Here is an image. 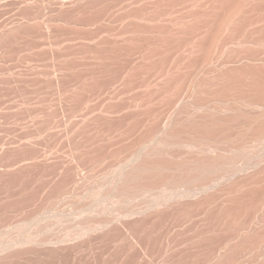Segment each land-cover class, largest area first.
Listing matches in <instances>:
<instances>
[{
    "label": "bare ground",
    "instance_id": "bare-ground-1",
    "mask_svg": "<svg viewBox=\"0 0 264 264\" xmlns=\"http://www.w3.org/2000/svg\"><path fill=\"white\" fill-rule=\"evenodd\" d=\"M14 1H15L14 3L16 4V0H14ZM59 1H61V0H59ZM65 1L66 0H64L63 2L65 3ZM68 1H70V0H68ZM71 1L72 2L70 4L73 7L78 6V5L80 6L81 4H83V6H84V4L85 3L88 4V2H92V4L93 3L95 4V2H94L95 0H71ZM101 1H102L101 5H103V3L106 0L104 2H103V0H101ZM108 1H111V0H108ZM116 1L115 0L113 1L114 5H112V2H111V5L114 6V7H111L112 9L118 8L119 5H122V4H120V2L115 3ZM119 1H121V0H119ZM138 1H142V0H136L137 4L139 3ZM164 1L165 0L160 2L158 0L157 5H159L163 9H166V8H168V5H171L169 3L166 4V2L167 1L172 2L173 0H166V2H165L166 8H165V4H163ZM174 1L179 2V0H174ZM186 1H188V0H186ZM202 1L204 2L205 0H202ZM208 1L209 0H206L207 4H208ZM213 1L214 0H212L211 2H213ZM250 1L252 3L253 0H215L213 3H211L209 1L211 3V5H209L210 3L207 5V4H205L206 3L205 2L204 4L207 6H204L203 3H202V5H200L201 2L197 1L198 3L200 2V4H199L200 9L196 8L197 10H192L190 8V6L191 7L194 6L195 3H192V0H190V4L192 3L193 5L188 6L189 5L188 4L187 8H184L183 10L181 9V11H183V12L174 11L175 7L171 5L172 8L174 7L173 10L171 9V7H169V9H167V11H163V12L160 9L162 12L161 14L159 13L160 10L155 5L156 3L155 4L153 3L157 7L155 9V11L154 10L153 11L155 13H158V14L157 15L153 14L155 16L153 17V15H151V17H149V18H148V16H146L145 13H142L143 10L140 11L141 13L139 11L136 13L135 10L133 9V11L135 13L133 11H130V12H127L126 16H125L126 11L125 12L120 11L121 8H118L119 10H117V11H113V12L108 11L107 13L105 11V13L103 12L99 16V20L100 21L103 20V22H106L104 20H108V17L117 21V22L115 21V23L113 22L114 23L113 25L110 24V25H112V27L109 28V30H107V28L105 29L104 27H101V25L103 23H100L99 20H98V22L100 23V26H98V24L95 25L97 22L95 23L93 21L94 22L93 24L95 26L99 27L96 30L97 32L96 31L94 32L96 34V35L95 34L94 35L97 37H94V35L91 36L92 34L89 35L90 30L89 31L87 30L89 33L88 32H86V33H88V37L91 36L90 37L91 40L88 39V37L85 39L83 38V40L81 38L82 41L80 40L81 43L79 42L81 47H79V45H78V47L81 48L79 60L76 61L77 59H75L73 57L75 60V63H77L74 65L76 67L78 66V68H77L78 70L86 69V67L94 66V65H96L95 66V68H96L97 65L102 66L107 61H111V62L113 61L114 64L116 62V67H117V64H119L120 62L118 63L119 60L116 61L117 58L115 59V57L112 56L110 52H115L114 54H116V52H118V51L120 52L122 48H124V49L127 48V50L128 49L130 50L133 48L132 51L134 50V52H133L134 55L136 53H138V52H135L137 49H139L142 53L139 51L141 54L138 53L137 54L138 57L136 55L135 56L136 59H135L134 56H132L133 54L130 50L131 56L133 57V59L131 61L128 60L130 62L127 61L128 65L125 64V61H124V64H122V67L124 65V68H125V66L127 65L126 66L127 71L125 73L124 72L125 70L124 71L122 70L123 71L122 75H124V73H125L124 76L119 77L120 76L119 75L118 78H115L114 80L111 79L112 81L109 84L110 85L109 92L103 91L105 86L104 87L102 86L103 89L100 91H97L94 95L93 94L89 95V92H88L87 94L89 95V98H87L85 101L83 100L85 98H83V96L81 94H79L82 96V98H80V101L78 100L79 102L76 101V102H78V104L75 102V104L78 105V106L76 105L77 108H76V106L74 108L70 107L73 110L70 109L68 111L69 115H70L69 117H71V120H72V118L73 119L75 118L74 121L79 120L77 118L79 116L77 115V117H76V114L78 112L81 113L80 114L81 116H83V117L85 116L87 118V121H88V118H90L89 117L90 114H92V113H93L91 115L92 119H94L93 115L95 113V114H97L98 117H100V120L101 119L103 120V118L104 119H110V117L113 115H115V117L118 114H119L118 116H121L122 113L124 112V114H126V113L128 114V115H126V118L128 117V119H126V120L128 122L130 121L131 122L130 124H132L128 129H127V127L125 128L126 124L124 125L123 128H125L127 131L124 133V135L120 134L121 138H118L117 139L118 141H115L116 144H114V145L112 144L113 147L116 146V149L114 148V152L110 151L111 154H112V152L115 154L114 155L115 157L117 155L120 156V157L117 156L118 160L120 159L119 163L115 160L117 165H116V163L114 165L113 160L110 161V164H113L116 168L114 171L115 174H114L113 181H111V187L108 191L106 190L110 196V198H109L110 200L108 202H111L112 203L111 206H113L112 213L109 211V209H107L106 206L105 207L103 206L102 210L98 208L99 211H97L98 214L100 212V214H99L100 216L99 215L98 216L100 217L101 220L95 219L96 221H94L91 218L93 220V222H92L90 217H88V219H90L91 222L87 221V223H86V221H85L86 219L81 218V219H85L84 220L86 223L85 224L83 221H80L78 219L77 223L80 221V223H78V224H81V222H82V224L84 223L86 227L83 224V226L85 228L83 230L81 229L82 231L80 230V233L77 231L79 234L75 231L76 234H71L73 237H74V235L78 234L77 235L79 237L78 240L80 241L81 237H83V236L86 237L90 233L95 232V234L98 233L99 238L96 239V238H93L94 236H91V235L90 236H91V238L94 239V242H96V241H98V239L104 238L105 235H106V237L110 236L111 232H112L113 235H111L112 237L110 236L112 238L111 242L113 243V240L114 241L118 240L117 242L118 243L120 242V246L123 245L124 247L123 246L122 247L127 252H130V253L132 252L133 254L139 256V260L141 259V260L145 261V262L143 261V263L140 261L141 264H173L171 261L174 258H175L174 260H176V258L179 257L176 255L177 253L180 252V251L177 252L178 247H180V245H182V248H183V246H185V245L179 244V243L177 244L176 243L177 241L171 240L169 238L170 236L168 234H166V236L162 237L160 240L152 237L151 233L149 236V232L151 231V229L149 232H148V230H149V228H153L152 224L155 226L156 223H159V222H165L166 224L170 223V225H169L170 229H169L168 233L173 234V232H175L176 229L183 228L187 222H189V221L190 222H193V221L198 222V220H199V223H197V225L199 224L198 225L199 227H196V230H197V228L200 229L201 227H204L203 226L204 224L205 225L209 224V226H211V227L205 226L206 227V228L204 227L205 230H203V228H201L202 233L200 230H198L200 232L196 231V233L197 232H198V234L201 233L200 235L201 236L204 235L205 237L206 236L208 237L207 234H209L210 239H211L212 237H214V235H217V236L221 235V236H224L226 238V235H222V234H224V233L228 234V232H226V231H228L227 229L231 228V227L229 228L228 226H232L234 223H236L238 221L237 224H239L241 226H242V224H244V225L248 224L247 226L243 225L244 232H242V230L240 232V233H243L242 236H245L244 238L246 241H248L250 239L251 240L254 239L253 236L256 234L258 235V232L259 233L262 232L261 234H263L262 230H264V0H255L254 2L257 4H255L253 2L254 5L249 4ZM26 2H28V1H26ZM37 2H39V1L37 0ZM147 2L149 3V1H147ZM159 2H160V4L162 3L163 5L158 4ZM3 3H1V4H3ZM11 3L13 4L12 1H11ZM45 3H43L44 7H45V5L47 6L49 4L48 2H47L48 4H45ZM98 3H99V1H98ZM17 4L19 5V2ZM34 4H35V2H34ZM41 4H42V1H41ZM65 4H64L65 6L63 5L64 7H67L69 5L67 3H65ZM115 4H117L118 6L116 7ZM178 4L180 5V2ZM88 5H91V4H88ZM99 5H100V3H99ZM106 5L104 6L105 8H106ZM182 5H183V3H182ZM49 6H50V4H49ZM96 6H98V5H95V7ZM108 6H109V4H108ZM201 6H203V7L201 8ZM39 7H37V8L39 9ZM44 7L42 6V8L44 10L42 8H40V9H42V11H46L45 9L47 8L48 12L47 11L46 12L49 13L50 8H48V6L45 8ZM119 7H121V6H119ZM130 7H133V6H130ZM197 7H198V5H197ZM21 8H23V7H21ZM74 8H76V7H74ZM84 8H86V7H84ZM33 9H35V8L33 7ZM81 9H83V7ZM124 9H125V5H124ZM146 9H147V7H146ZM21 10L23 11V9H21ZM78 10H80V9H78ZM121 10H123V9H121ZM140 10H141V8H140ZM150 10H151V8H150ZM184 10H189V11H184ZM76 11H77V8H76ZM85 11H87V9ZM46 12H45V14L43 12L44 15L42 13L41 14L45 17V15L47 14ZM51 12L52 11L50 10V13ZM95 12H96V9H95ZM98 12H96V13H98ZM123 12H124V14H120ZM150 13L148 12L147 14H150ZM49 14H47V16ZM97 15H99V14H97ZM119 15L120 16L123 15V16H121V18L125 16L127 21H129L128 19L133 18L132 19L133 22H131L132 26L135 23L138 25L139 22L142 23V21L146 24L145 25L139 24L138 26L135 24L136 26L131 28L132 26L130 25V23L126 22V20H124L128 24V26L129 25L131 26V27L126 28L127 26H125V25H127V24L124 22L125 25L124 24H123L124 26L122 25L123 18L121 19L122 21H120ZM41 16L39 17L40 19H41ZM44 17H43V19H44ZM48 17L45 18L46 19V25H47V23L49 24V22H50V21H47ZM96 18H94V20ZM50 19H51V17H50ZM137 19H139L141 21H139ZM42 20H41V22H42ZM53 20H55V19H53ZM132 20H130V21H132ZM95 21H97V20H95ZM107 23H110L109 20ZM44 24L42 25V23H41L42 26H44ZM48 26L51 27L52 25H47L46 26L47 29L49 28ZM52 28H54V27H52ZM87 29H90V27ZM95 29H96V27H95ZM52 30H50V31L48 30V31L51 32ZM53 32H54V30H53ZM83 32L81 31V34ZM81 34H80V36H81ZM16 35H18V34H16ZM16 35H14V36H16ZM138 35H140L141 37H144V39L139 41L140 36H138ZM106 36H108L109 38L108 37L107 38L110 40L107 41ZM110 36H111V38H110ZM85 37H86V34H85ZM92 37L95 39L93 40ZM128 37L130 38L129 41H127ZM135 37L136 38L139 37V39L138 38L136 39ZM54 45L56 46V44H53V47H54ZM66 45H68V44H66ZM64 47H65V45H64ZM67 47H70V45H68ZM67 47H65V49ZM71 47H74V46L71 45ZM134 47H136L135 48L136 50L134 49ZM123 50H122V52H123ZM54 51H55V49H54ZM128 51H127V53H128ZM125 52H126V50H125ZM68 54H70V53L68 52ZM72 54H74V53H72ZM108 54L111 55V56H109V58H111V59L107 58ZM67 55L64 54L62 56H67ZM128 55H130V53ZM139 55H141V56H139ZM70 56H68V57H70ZM120 56H121V54H119V57ZM56 58H58V57H56ZM69 59H71V58H69ZM65 60L67 61V59H65ZM72 61H73V59L68 60L67 64L65 65V70H66L65 73L67 74V76L65 75L66 78L68 76H70L71 74L73 76V73L75 72L73 70L74 72L70 73L71 69L74 68ZM107 65L109 66V64H107ZM107 65H105V66H107ZM51 66H53V65H51ZM111 66H113V65H111ZM122 67H121V69H122ZM102 68L104 69L103 66H102ZM87 69H86L87 71L92 70V69L89 70V68H87ZM86 70H82V71H86ZM98 70L99 69L97 68V71ZM94 71L96 72V69H94ZM99 71H101V70H99ZM78 72H80V71H78ZM106 72L109 73L112 71H106ZM115 72H117V75H118V70H116ZM69 73H70V75H68ZM88 73L90 74V72H88ZM112 73H114V72H112ZM127 73H128V78H126ZM63 74H64V72H63ZM82 74H83V72H82ZM120 74H121V72H120ZM112 75L115 77L114 74H112ZM117 75H116V77H117ZM72 76H71V78H72ZM113 76L109 75L110 78H114ZM103 77H105V76L103 75ZM109 77H106V78H109ZM71 78L68 77V79H71ZM79 78H81V77H79ZM84 78H85V76H83V79ZM62 80L66 84L64 79H62ZM98 80L100 81V79H98ZM103 80L106 81L107 83L110 82V80L108 81L105 78ZM66 81H67V79H66ZM70 81L71 80L67 81V83ZM85 81H86V79H85ZM72 82L68 83V84H73ZM101 82H102V79H101ZM86 84H89V83H86ZM97 84H98V82H97ZM49 85H50V83H49ZM98 85H100V83ZM67 86H69V85H67ZM76 86L78 87L79 85L76 84ZM94 86H96V84ZM107 86H108V84L106 85V89H107ZM118 86H120V88H117ZM99 87H101V86H97V88H99ZM71 88H73V87L69 86V88H66L65 85H63L62 90H60L63 93L62 97L64 96V100L66 101V103L73 100V96H72L73 93H72V90H70ZM44 90H42V91H44ZM97 90H99V89H97ZM85 91H87V90H85ZM91 91H90V93H92ZM59 93L60 92H58V95H59ZM80 93H81V91H80ZM87 94L85 93L83 95H85L87 97ZM76 97H77V95H76ZM60 99H61V95H60ZM81 99L83 101H81ZM75 100L76 99H74L73 101H75ZM61 101H63V100L61 99ZM59 103H61V102H59ZM72 104H73V102H72ZM48 105H49V102H48ZM91 105H93V107H91ZM60 106H62V105L60 104ZM82 106H84V107L81 108ZM63 107L65 108L64 105H63ZM61 110H60V112H61ZM36 113H39V112H36ZM33 114H35V113H33ZM64 114H65V112H63V115ZM58 115H60V114H58ZM61 115H62V113H61ZM118 116H117V118H119ZM115 117H113V118L111 117L112 120L115 119ZM86 118H84V119L82 118V119L85 121ZM120 118L116 119V120H119L118 122H120L121 121ZM17 119H18V117H17ZM65 119H66V117H65ZM76 119H78V120H76ZM124 119H125V117H124ZM124 119H122V120H124ZM63 120H64V118H63ZM91 120H89V121L91 122ZM100 120H98V121L100 122ZM18 121H20V119ZM68 121H69V119H68ZM98 121H96V123ZM42 122H44V121H42ZM90 122H86V123H88L90 125ZM108 122H106V123H108ZM84 123L82 121V123L80 122L76 125L79 128L78 131L80 130V126L83 127ZM91 123H93V121ZM104 123H105V120H104ZM113 123H115V120ZM62 124H63V122H62ZM72 124H74V123H72ZM97 124H98V126H101L103 123H101V125H99L100 123H97ZM64 125H65V123H64ZM117 125L118 124H116L115 126H117ZM70 126H71V124H70ZM70 126H67V124H66V127H69V129H70ZM76 126H75V128H76ZM112 126H114V124ZM120 126L118 125L117 127L120 128ZM58 127H59V125H58ZM95 127H94V129H96ZM60 128H61V126H60ZM123 128H121V129L123 130ZM85 130H87V129H85ZM66 131L68 132V130H66ZM88 131H91V130H88ZM124 131H122V132H124ZM56 133H58V132H56ZM69 133H70V131H69ZM99 133H101V132H99ZM44 134H45V132H44ZM49 134H51V133H49ZM53 134L55 135L54 132H53ZM75 134H76V132H75ZM75 134L72 136H75ZM77 134H79V133H77ZM82 134H84V133H82ZM67 136H68V134H67ZM118 137H119V135H118ZM97 138H99V137H97ZM67 139H68V137H67ZM74 140H76V139H74ZM106 140H108V139H106ZM103 141H104V139H103ZM80 142H82V141L80 140ZM84 143H86V142H84ZM88 143H89V140H88ZM93 143H95V142H93ZM106 144H108V143H106ZM102 145H104V144H102ZM50 146H51V144H50ZM84 146H85V144H84ZM89 146H91V145H89ZM58 148H59V146H58ZM48 149H49V147H48ZM60 149H58V150H60ZM101 149H103V148L101 147ZM71 150L72 149H70V151ZM109 150H110V148H109ZM75 151H77V150H74V152ZM86 151H87V149H86ZM60 152H62V151H60ZM94 152H95V150H94ZM104 154H106V153L104 152ZM107 154H108V152H107ZM61 156H63V155L61 154L60 157ZM78 156L79 155H77V157ZM95 156H96V154H95ZM105 156L107 157V155H104L103 157H105ZM109 156H108V158H109ZM63 157H65V156H63ZM103 157L100 156V158H98V159L102 158L101 161H105V160H103ZM39 158L41 159V157H39ZM93 158H95V157H93ZM114 158H112V159H114ZM98 159H97V161H98ZM109 160L110 159H108L107 163L109 162ZM87 161L88 160H86V164H88V162L89 161L91 162L92 160L90 159L88 162ZM64 162H66V161H64ZM74 162H76V161H73V163ZM79 162H80V160H79ZM98 162L101 164L103 163L100 161H98ZM111 162H113V163H111ZM80 163L76 162V164H79V166H81L82 164L80 165ZM108 164H106L107 170H108L107 166H110ZM102 165H101V167L103 169ZM113 165H111V166H113ZM84 166H86V165L84 164ZM92 166H94V164H92ZM95 166L99 167L96 164H95ZM114 166H113V168L112 167L111 168L114 169ZM56 167H55V169H57ZM70 167H67L65 170V173H63L65 175L63 181H65L66 186H69L70 188L72 186H74L76 188L77 186H79V183H80L79 179L82 176L78 177L79 176L78 173L80 170L78 171V173H76L75 172V171H77L76 168L75 167H74L75 169L72 168L73 166H70ZM62 168H64V167H62ZM88 168L91 169V166L90 167L88 166ZM96 168L94 167L95 170H96ZM111 168H109L110 171L112 170ZM85 170H87V169H85ZM85 170L83 173H85V172L88 173L87 172L88 170L87 171H85ZM99 170H101V169H99ZM109 170L106 172H110ZM103 171H105V170H102V172ZM94 172L98 174L99 171H94ZM94 172L92 171L93 176L92 175H89V176L95 177L96 175ZM83 173H81V174H83ZM90 173L91 172L89 171L88 174H90ZM99 173L102 174L101 172H99ZM104 173L105 172H103V174ZM100 174H98L97 176H99ZM107 174L109 175V173H107ZM110 174H111V172H110ZM85 176H86V178L88 177L87 175H84V177ZM90 177L87 178L89 181H90V179H89ZM59 179H61V178H59ZM84 179L85 178H83V180ZM98 180H99V177H98ZM106 181H108V180L106 179ZM95 182H97V181H95ZM87 183H85V184H87ZM62 184H64V183H62ZM80 184H82V183H80ZM105 184H107V183H105ZM83 186H85V185L82 184L81 187H83ZM101 186H102V184H101ZM83 188H81L80 190H82ZM89 188H90V186H89ZM52 189H53V187H52ZM76 189H77V191L79 190L78 188H76ZM61 190H63V189H61ZM64 190L66 191L67 189L65 188ZM85 191H87V190H85ZM58 192H57V194H58ZM60 192H62V191H60ZM66 192H67L66 194H68V195L72 194L71 193L72 191H66ZM68 192H70V193H68ZM84 192H83V194H84ZM102 192H103V190H102ZM47 193H48V191H47ZM77 193H80V192H77ZM63 194L66 195L64 192H63ZM55 195H53V196H55ZM49 196H51V195H49ZM53 196H51V197H53ZM60 196H62L63 198L65 197L62 194ZM60 196L57 195V198H59V200L61 201ZM77 197H79V196H77ZM80 197H81V193H80ZM56 200L57 199L55 198V201ZM73 200H74V198H73ZM55 201H53V203H55ZM56 202L58 204L60 203V202H58V200ZM41 203H42V201H41ZM68 203H69V201H68ZM108 204L110 205V203H108ZM53 207H56V206H53ZM108 211H109V213L113 214L111 216V218H108L109 216L107 218L106 217L101 218L103 216V214H105ZM91 213L93 215V212H91ZM85 216H87V215H85ZM246 216H252L251 221L249 220L250 223H247V222L241 223V222H243V221H241V219L246 217ZM94 218H96V217H94ZM185 218H186V221L189 219L190 220L185 222ZM66 221H67L66 223L71 224L69 222H71L72 220L71 221L66 220ZM183 221H184V223H183ZM246 221H247V218H246ZM56 224H57V222H56ZM49 225L50 224H48V227L50 228L51 225L50 226ZM63 225H65V224L63 223ZM174 225H175V227H173ZM176 225H178V226H176ZM234 225L233 226L235 228L237 226L236 230L239 231L241 226L238 227L239 225H236V224H234ZM62 226H61L62 229L60 228L61 230H63ZM162 226H164V228H166L165 224H162ZM40 227L41 226H39V228ZM156 227H157V225H156ZM167 227H168V224H167ZM49 228H47V229H49ZM235 228H234V230H235ZM47 229H46V231H48ZM56 229H58V228H56ZM60 229H58V231H60ZM65 229L63 230V234L64 233L66 234V232H64ZM67 229H66V231H67ZM77 229H79V228H77ZM161 229L163 230V228H161ZM39 230H41V232H42L41 234L43 235V233H44V236H45V231L43 232L44 229L43 230L39 229ZM155 232H157V231H155ZM231 232L229 231V233H230V234H228V235H230L229 237H231V235L233 234V233L231 234ZM36 233H37V230H36ZM38 233L40 235V232H38ZM60 233H62V232L60 231ZM147 233H148V235H147ZM152 233H154V232H152ZM216 233H219V234H216ZM63 234H61L62 237H65ZM198 234H196V235L199 237ZM61 235H60V238H61ZM93 235H94V233H93ZM26 236H28V235H26ZM32 236H34V235H32ZM47 236L45 237V239L46 238L49 239V237H47ZM51 236H52V234H51ZM158 236L160 238V235H158ZM217 236H215V237H217ZM221 236H220V238L219 237L217 239L215 238L217 240V242L213 243V245H212L213 247L211 248L214 250L215 255L213 256L212 253L210 255L207 252V254L210 255V257L208 256L209 258H204V256L207 255L205 252L206 249H204V251H203L202 248L198 247L199 245L197 243H196L197 246L194 245L195 247L198 248V250H199V248L202 249L201 250L202 253L203 252L205 253L204 256H201L202 262L199 261V260H201L200 258L197 259L199 261V264H230V261L227 259L230 257H228L229 255L226 253V252L229 253V251H230V250H228V247H229L228 246L229 245L228 240L229 239L227 240V238H226L225 242L228 241L226 244L223 241L224 239L221 241V243H218L219 239H221ZM238 236L241 237V234ZM246 236L248 237V239H246ZM250 236H251V238H250ZM73 237H71V238H73ZM96 237H98V236H96ZM185 237H188V235L187 236L185 235L184 238L182 237L183 241H184V239H186ZM190 237H191V235H190ZM198 237H195V235H194V237H191L194 239H190V241L195 240L197 242L199 240ZM259 237L260 236H258V237L255 236V238H258V239H259ZM71 238H69V239H71ZM189 238L187 239V242H189L188 241ZM202 238H203V236H202ZM206 238H205V240H206ZM234 238H232V239H234ZM12 239H14V237ZM45 239L43 240V238H42V240H41V238H40V240H37L36 246L37 245H43L44 246V244H49V241L50 242L52 241V240H50L51 237H50L49 241L45 240ZM52 239L54 240V242H56L57 238L52 236ZM75 239H77V237ZM110 239H109V241H110ZM180 239H181V237H180ZM207 239H209V237ZM241 239H243V237ZM258 239H255V241H257ZM78 240H77V242H78ZM87 240H88V237H87ZM90 240L91 239L89 238V241ZM92 240L90 243L93 244ZM104 240L108 241V240H106V238ZM104 240H102V241H104ZM202 240H201V243H202ZM211 240L207 241V242L204 241V242H206L205 245L208 242H211ZM60 241H62V240H60ZM68 241H70V240H68ZM83 241H84V239H83ZM89 241L87 243H89ZM212 241H214V240H212ZM246 241H243L244 244ZM199 242H200V240H199ZM243 242H242V244H243ZM75 243L76 242L74 241L73 244L75 245ZM80 243L77 246H80ZM83 243H86V242H83ZM251 243H253V242H251ZM18 244H19V242H18ZM66 244H68V243H64V245H66ZM211 244H212V242H211ZM211 244H209V245L211 246ZM231 244L232 243H230V247H232ZM246 244H249V243L246 242ZM68 245H70V244H68ZM238 245H239V243H238ZM243 245H242V248L244 247ZM5 246H8V245H5ZM17 246H20V245H17ZM34 246H35V244H34ZM34 246L32 247L33 249H35ZM52 246H54V245H52ZM70 246H69V248H70ZM236 246H237V244H236ZM249 246H250V244H249ZM29 247L31 248V245ZM48 247H50V246H48ZM48 247H46V248H48ZM72 247L74 248L73 245H72ZM72 247L70 249H72ZM8 248H10V246ZM36 248H38V247H36ZM46 248H44V249H46ZM78 248L79 247H77V249ZM238 248H240V250H241V246ZM17 249H19V248H17ZM33 249L32 250L30 249V250L34 252ZM41 249H42V247H41ZM41 249H40V251H42ZM211 249H210V251H211ZM229 249H231V248H229ZM237 249H234L232 247L231 251L237 250ZM13 250H11V252ZM51 250H52V248H51ZM73 250L75 251V249H73ZM189 250L190 249H188L187 252L191 251V250L190 251ZM198 250H196V253L198 252ZM2 251H4V250H2ZM26 251L29 252V248H28V250L26 248L25 252ZM38 251L39 250H37V252ZM7 252L5 253V256H8L6 258L9 259L10 257H9V254H7ZM11 252L9 251L8 253H11ZM52 252H50V253H52ZM192 252H190V253L192 254ZM237 252H239V251L237 250ZM237 252H235L236 256H240L239 254L237 255ZM64 253H65V251H64ZM184 253L185 252H182V255H184ZM225 253H226V255H228L227 258L225 257L226 256ZM25 254L26 253H24V255ZM34 254H35V252H34ZM229 254H231V253H229ZM29 255H31V254H29ZM182 255L180 254V256H182ZM195 255L199 257V255L194 254L193 259L195 258ZM10 256H11V254H10ZM14 256H15V254H14ZM236 256H234L235 259H237ZM205 257H207V256H205ZM234 257H232V259ZM2 259L5 261V257H2ZM170 259H172V260H170ZM179 259H180V257H179ZM232 259H230V260H232ZM174 260H173V262H175ZM183 260H184V258H183ZM183 260L180 261V263L185 262ZM192 260L190 262H192ZM262 260L263 259H261V261ZM2 261H1V263L3 264L4 261L3 262ZM198 261L195 262V260H193V263L198 264ZM238 261L239 260H237V262ZM259 261L260 260H258V263L256 261L255 262L257 264H264V260L262 262H259ZM7 263H8V261H7ZM185 263H187V262H185ZM249 263H251V262L249 261ZM174 264H178V263H174ZM234 264H236V263H234ZM251 264H254V263H251Z\"/></svg>",
    "mask_w": 264,
    "mask_h": 264
},
{
    "label": "rangeland",
    "instance_id": "rangeland-1",
    "mask_svg": "<svg viewBox=\"0 0 264 264\" xmlns=\"http://www.w3.org/2000/svg\"><path fill=\"white\" fill-rule=\"evenodd\" d=\"M1 1L2 0H0V258H1L0 259V264H2L1 261L4 259V258L2 259V257H5V261L4 260H3L4 262L2 261L3 264H141V262L143 263L144 260H141V259L139 260V256L133 254L132 252L131 253L127 252L123 248L124 247L123 245L120 246V242L119 243L117 242L118 240L117 241L113 240V243H112L111 242V240H112V238H111L112 236L111 235H113L112 232H111V235L109 234L111 237L110 236L106 237V235H105L104 238L101 237L102 239H98V241L95 240L96 242H94L93 238L97 239V238H99V235H98V233L95 234V232H93L94 235H93V233H90L86 237L83 236L84 238L81 237L80 241L78 240L79 237L77 236L80 233V230L81 229L83 230L86 227L85 224L87 223V221H89V222L92 221L93 222V220L96 221L97 219L98 220L100 219V217H99L100 216L99 215L100 212L98 214L97 211H99V209L102 210L103 206L104 207L106 206L107 209H109V211L111 213L113 211V206H111L112 203L108 202L110 200L109 199L110 196H109V193H107V191L110 189L111 181H113V178H114V174H115L114 171L116 169L114 165H115L116 161L119 163L120 159L118 160V157H120V156H118L117 154L116 155L118 157L114 156L115 154L113 152H114V148L116 149V146L113 147L112 144L113 145L116 144L115 141H118L117 139L121 138L120 134L124 135V133L127 131L125 128L127 127V129H128L132 125V124H130L131 123L130 121L128 122L126 120V119H128V117L126 118V115H128V114L127 113L124 114V112H123L122 113L123 116L120 114L122 117L118 116L119 114L117 115L119 118L121 117L120 118L121 119V121H120L121 123H120V122H118L119 120H116V119H119V118H117V116L115 117V115L111 116L112 118L115 117V119H113V120H112L111 117H110L111 120L110 119H104V118H103V120L102 119L100 120V117H98L97 114H95V113L93 115V118L94 119L96 118V119L95 120L92 119V117H91V115L93 114L92 113L89 116L92 120L90 118H88V121H87V118L85 116L84 117L81 116L80 115L81 113H79V112L76 114V117H77V115L79 116V117H77L79 120L76 119L78 121H74L75 118L74 119L72 118V120H71V117H69L70 115H69V112H68L70 109L74 108L78 104V102L80 101V98H82V96H83V98H85V99H83L85 101L87 98H89V95H92V94L94 95L97 91L102 90L104 86L105 87H104L103 91H108L109 92V90H110V85L109 84L112 81L111 79L114 80L115 78H118L119 75H120L119 77L124 76L126 71H127V69H126V66L128 65L127 63L130 62L133 59L132 56H134V58L136 59L135 56L138 53H140L141 51L139 49L136 50L135 49L136 47H134V49L136 50L135 52H138V53H136L134 55V53H133L134 50L132 51L133 48L130 49L132 54H133L132 56H131L130 50L128 49L129 50L128 51L127 48H125V49L122 48L120 52L117 50L118 52H116V54H114L115 52H110L111 55L115 57V59L117 58L116 61L119 60L118 63L120 62L121 64L120 63L117 64V67H116V62L114 64L113 61L112 62L111 61H107V62H105V64L102 65L104 67V69L102 68V66H98V65H97L96 68H95L96 65L86 67V69L89 68V70L92 69L93 71H94V69H96V72L95 71L93 72L92 70L87 71L88 69L87 70L86 69H82V70H86L87 72L86 71H82V70H78L77 69L78 66L76 67L74 65V64H77V63H75L74 58L77 59L76 61L79 60V56H80V53H81L80 52L81 48H79V47H81L80 43L83 40V38L85 39V38L88 37V33L89 32H90L89 35L92 34L91 36H93L95 34L94 32L99 28L98 26H100V23H103L101 25V27H104L105 29L107 28V30H109V28H111L112 25L115 23L116 20H113L110 17H108V20H109L110 23H107L108 20H104L106 22H103V20H101V21L99 20V16L103 12L105 13V11H106V13L108 11L109 12H111V11L113 12V11L119 10L118 8H121L123 10L120 9V11H124V12L126 11L125 12V16H126V13L130 12V11H133V9L135 10L136 13L138 11L140 12V11L143 10L142 13H145L146 16H148V18H149L153 14H156V15L158 14V13L154 12L157 7H158L159 10L161 9L162 12L163 11H167V9H169V7H171L172 10L175 7L174 11H181V9L183 10L184 8H187L190 5H193L192 3H195L194 6H192L193 8L191 6H190V8L192 10H197V9H200L199 8L200 5H202V3L204 4L206 2V0L204 2L202 0H197V1H200L201 4H200V2L198 3L196 0H192L191 4H190V0H188V1H186V0H181L180 1L179 0L180 5L178 4L179 2H175L174 0L172 2L171 1H169V2L167 1L166 2V0H165L163 2V4H165V2H166V4L169 3L172 6H174L172 8L171 5H168V8H166V4H165V8L166 9H163L162 7L157 5L158 0H144V1L142 0V1H138L140 4L139 3L137 4L136 0L135 1L134 0H132V1L131 0H128V1L127 0H121V1L117 0L118 2L115 0L116 1L115 3H119L120 2V4H122V5H119V6H121V7H119L117 4H115L116 7L118 6V8H113V9L111 7H114V6H112V5H114L113 4L114 0H111V1L103 0V2L105 1L103 3V5H101L102 4L101 0H95L94 1L95 4L93 3L94 5L92 4V2H88V4H91V5H88L87 3H85L84 6H83V4H81L80 6L78 5L79 7L78 6H74V7L77 8V11H76V8H74L70 4L72 2L71 0L70 1L66 0L65 1V3L70 5V6L69 5L67 6L68 8L64 7L66 5L63 2L64 0H61V1H59V0H55V1L54 0H38L39 2H37V0H33V1L32 0H26L29 3L26 2L25 0H18V1L16 0V4L19 2V5L17 4L18 6L14 3L15 2L14 0H8V1L7 0H3L2 2ZM11 1L13 2V4L11 3ZM41 1H42V4H41ZM98 1H99L101 6L99 5ZM147 1H149V3ZM159 1L162 2L163 0H159ZM209 1L211 2L212 0H209ZM209 1H208V4L210 3ZM254 1L255 0H253L252 3ZM34 2H35V4H34ZM47 2L50 4V6H49V4ZM111 2H112V5H111ZM160 2L158 4H160ZM213 2H211V3H213ZM1 3H3V4H1ZM43 3L48 4L47 5L48 8H50V10L52 11L50 13V10H49L50 14L47 13L48 12L47 8L45 9L47 12L46 11H42V9H43L42 6L44 7ZM107 3L109 4V6H108ZM153 3L154 4L156 3L155 5L157 7ZM182 3H183V5H182ZM211 3L209 5H211ZM252 3L250 1L249 4L254 5L255 2L253 4ZM128 4L130 6H133V7H130ZM163 4L161 3L160 5H163ZM196 4L198 5V7H197ZM205 4H207V2ZM205 4H204V6L208 5V4L207 5H205ZM255 4H257V3H255ZM95 5H98V6L95 7ZM105 5H106V8L104 7ZM124 5H125V9H124ZM47 6L45 5V7H47ZM21 7H23V8H21ZM33 7L35 9H33ZM37 7H39V9ZM80 7L81 8L83 7V9H81ZM84 7H86V8H84ZM146 7H147V9H146ZM202 7L203 6H201V8ZM40 8H42V9H40ZM140 8H141V10H140ZM150 8H151V10H150ZM21 9H23V11ZM78 9H80V10H78ZM86 9H87V11H85ZM95 9H96V12H98V11L99 12L96 13ZM161 10L159 11L160 14L162 13ZM184 11H189V10H184ZM43 12H44V14H45V12L47 14H49L48 15L49 17L47 16V14L44 17L43 16L44 15ZM69 12L70 13L72 12V13L70 14ZM124 12L120 13V14H124ZM148 12L149 13L151 12V13L147 14ZM181 12H183V11H181ZM97 14H99V15H97ZM39 15L40 16L42 15L44 17V19H43L42 16H41V19H40ZM121 16H123V15H121ZM121 16H120V21H122L121 19L123 18V23L121 22L122 25L123 24L125 25L126 22H129L130 25L132 26L131 22H133V20H132L133 18L132 19H128L129 21H127L125 16L122 17V18H121ZM154 16L155 15H153V17ZM47 17H48L47 21H50L49 24L47 23V25H52L51 27L48 26L49 27L48 29L46 28L47 25H46V19H45ZM50 17H51V19H50ZM94 18H96L95 20H97V21H95ZM53 19H55L56 21L53 20ZM41 20H42V22H41ZM98 20L100 21V23L98 22ZM124 20H126V22ZM130 20H132V21H130ZM137 20H139V19H137ZM93 21L95 23L97 22L95 25L98 24V26H95L93 24L94 23ZM139 21H141V20H139ZM41 23H42V25L45 23L44 26H42ZM110 24H112V25H110ZM135 24L132 27L130 25L128 26V24L125 25V26H127L126 28H128V27L133 28L134 26L137 25V24L136 25ZM139 24L140 25H145L146 23H144L142 21V23L139 22ZM52 27H54V28H52ZM89 27H90V29H87ZM95 27H96V29H95ZM52 29L54 30L55 33L53 32ZM48 30L49 31L52 30V31L49 32ZM87 30L88 31L90 30V31L88 32ZM81 31L82 32L84 31V32L81 34ZM86 32H88V33H86ZM16 34H18V35H16ZM80 34H81V36H80ZM85 34H86V37H85ZM14 35H16V36H14ZM95 35H94V37H97ZM138 36H140V35H138ZM90 37H88V39H90ZM107 37L108 36H106V38ZM81 38H82V40H81ZM108 38H107V41L110 40ZM110 38H111V36H110ZM137 38L139 39V37H137ZM92 39L94 40L95 38L92 37ZM143 39H144V37L140 36V40L139 41H141ZM129 40H130V38L128 37L127 41H129ZM53 44H56V46L54 45V47H53ZM63 44L65 45V47H67L68 45H70V47H67L65 49ZM66 44H68V45H66ZM71 45L74 46V47H71ZM78 45H79V47H78ZM54 49H55V51H54ZM122 50H123V52H122ZM125 50H126V52H125ZM127 51H128V53H127ZM68 52L70 54H68ZM71 52L74 53V54H72ZM129 53H130V55H128ZM61 54L62 55H64V54L67 55L68 54V55L67 56H62ZM119 54H121L120 57H119ZM111 55L108 54L107 58H109V56H111ZM68 56H70V57H68ZM139 56H141V55H139ZM56 57H58V58H56ZM137 57H138V55H137ZM69 58L73 59V61H74V62L72 61V64H73L74 68L71 69L70 73H73L75 71L73 73V76H72V74L70 75V73L68 74V75H70L68 77L71 78V76H72L71 79H68V77L66 78L67 74L65 73L66 72L65 65L67 64L68 60H71ZM65 59H67V61ZM109 59H111V58H109ZM128 60H130V61H128ZM124 61H125V64H127L125 66V68H124V65L122 67V64H124ZM106 63L109 64V66ZM50 64L53 65V66H51ZM110 64L113 65V66H111ZM105 65H107L108 67L105 66ZM121 67H122V69H121ZM97 68L99 70H101V71L98 70L100 73L97 71ZM116 70H118V75H117V72H115ZM122 70L123 71L125 70L124 71L125 72L124 75H122L123 74ZM78 71H80V72H78ZM106 71H112L114 73H112V72L107 73ZM63 72H64V74H63ZM82 72H83V74H82ZM88 72H90V74L91 73L92 74L90 75ZM120 72H121V74H120ZM108 74L110 76H113L112 74H114L115 77L113 76L114 78H110ZM103 75L105 77H103ZM116 75H117V77H116ZM83 76H85L84 79H83ZM79 77H81V78H79ZM106 77H109L110 79L106 78ZM104 78L107 79V80L109 79L110 82L107 83L106 81L103 80ZM126 78H128V73L126 74ZM62 79H64V81L66 82L67 85H69L70 87L71 86L73 87L70 90H72V93H73L72 94L73 100L76 99L75 101L71 100V101L67 102L68 104L64 100V96L62 97L63 93L60 90H62L63 85H65L66 88H69V86H67L63 82ZM66 79H67V81L71 80L68 83H71L73 81L72 82L73 84H68ZM85 79H86V81H85ZM98 79H100V81ZM101 79H102V82H101ZM96 81L98 82V84L100 83V85H98ZM49 83H50V85H49ZM86 83H89L90 85L86 84ZM106 83L108 84V86H107L108 90L106 89V85H107ZM76 84L79 85V86L77 87ZM95 84H96V86H94ZM97 86H101V87L97 88ZM117 88H120V86H118ZM97 89H99V90H97ZM42 90H44V91H42ZM85 90H87V91H85ZM80 91H81V93H80ZM90 91L92 93H90ZM58 92H60L59 95H58ZM88 92H89V95L87 94ZM85 93L87 94V97L85 95H83ZM79 94H81L82 96L79 95ZM60 95H61V99L63 101H61ZM76 95H77V97H76ZM83 100L81 99V101H83ZM76 101H78V102H76ZM48 102H49V105H48ZM59 102H61V103H59ZM72 102H73V104H72ZM75 102L77 104H75ZM60 104L62 106H60ZM63 105L65 106V108L63 107ZM77 106H76V108H77ZM70 107H72V108H70ZM83 107L84 106H82L81 108H83ZM91 107H93V105H91ZM60 110H61V112H60ZM36 112H39V113H36ZM63 112H65L64 115H63ZM33 113H35V114H33ZM61 113H62V115H61ZM58 114H60V115H58ZM17 117H18V119H17ZM65 117H66V119H65ZM124 117H125V119H124ZM63 118H64V120H63ZM82 118L83 119L86 118L85 119L86 122H90L89 120H91V122L93 121V123L90 122V125H89ZM19 119H20V121H18ZM68 119H69V121H68ZM122 119H124V120H122ZM98 120H100V122ZM104 120H105V123H104ZM107 120L108 121L110 120V121L108 122ZM114 120H115V123H113ZM42 121H44V122H42ZM79 121L81 123H82V121H83V123L85 122L83 127L80 126V130H79L80 132L78 131L79 128L76 126L78 123H80ZM96 121H98L97 123H100L99 125H101V123H103L102 124L103 126L102 125H101L102 127L98 126ZM62 122H63V124H62ZM106 122H108V123H106ZM64 123H65V125H64ZM72 123H74V124H72ZM66 124H67V126H70V124H71L70 129H69V127H66ZM113 124H114V126H112ZM116 124H118L119 126L121 125L120 128L117 127L118 125L115 126ZM58 125H59V127H58ZM124 125H125V128H123ZM60 126H61V128H60ZM75 126H76V128H75ZM94 127L96 129H94ZM121 128H123V130ZM85 129H87V130H85ZM66 130H68V132ZM88 130H91V131H88ZM43 131L45 132V134H44ZM69 131H70V133H69ZM122 131H124V132H122ZM53 132L55 133V135L53 134ZM56 132H58V133H56ZM75 132H76V134H75ZM99 132H101V133H99ZM49 133H51V134H49ZM77 133H79V134H77ZM82 133H84V134H82ZM67 134H68V136H67ZM74 134H75V136H72ZM118 135H119V137H118ZM96 136L99 137V138H97ZM67 137H68V139H67ZM74 139H76V140H74ZM103 139H104V141H103ZM106 139H108V140H106ZM80 140L82 142H80ZM88 140H89V143H88ZM83 141L86 142V143H84ZM93 142H95V143H93ZM106 143H108V144H106ZM50 144H51V146L52 145L53 146L51 147ZM84 144H85V146H84ZM102 144H104V145L106 144V145L104 146ZM89 145H91V146H89ZM58 146H59V148H58ZM48 147H49V149H48ZM101 147L103 149H101ZM109 148H110V150H109ZM58 149H60V150H58ZM70 149H72L73 151L72 150L70 151ZM86 149H87V151H86ZM74 150H77V151L74 152ZM94 150H95V152H94ZM60 151H62V152H60ZM103 151L106 154H104ZM110 151H113L112 154H111ZM107 152H108V154H107ZM61 154L63 156H65V157H63V156L60 157ZM95 154H96L97 157L95 156ZM103 154L107 155V157L106 156H105L106 158L103 157L104 156ZM77 155H79V156L77 157ZM92 156L95 157V158H93ZM100 156H102L103 160H105L106 162L105 161H101L102 158L98 159V158H100ZM108 156H109V158H108ZM39 157H41V159ZM112 158H114V159H112ZM90 159L92 160L91 162L89 161ZM97 159H98V161L103 162L102 163L103 165L101 163H99L97 161ZM108 159H110L109 162H108L109 164L107 163ZM79 160H80L81 163L79 162ZM86 160L89 161V162L87 161L88 164H86ZM112 160L114 161V165L110 164V161H112ZM64 161H66V162H64ZM73 161H76L77 163H80V165L82 164L81 165L82 167L79 166V164H76V162L73 163ZM111 163H113V162H111ZM84 164L87 167L84 166ZM92 164H94V166H92ZM95 164L98 165L99 167L95 166ZM100 164L103 166V169H102ZM106 164L110 165V166H107L108 170H109V168H111V167L113 168V166H114V169L111 168L112 170L111 171L109 170L111 172V174H110V172H106V171H108L107 168H106ZM111 165H113V166H111ZM116 165H117V163H116ZM70 166H73L72 168H74V167L76 168V170H77V171H75L76 173H78V171L80 170L79 173H78L79 176L77 175L78 177L82 176L83 178H85L83 180V178L80 177L79 182L82 183L85 186H83L84 187L83 188V187H81L82 184L79 183V186L76 187V188L79 189L78 191H77V189L74 186H72L73 188L72 187L70 188L69 186H66L65 181H63L64 177H65V175L63 173H65L66 168L70 167ZM88 166L89 167L91 166L92 170L90 168H88ZM55 167L57 169H55ZM62 167H64V168H62ZM94 167L95 168L97 167L96 170L94 169ZM84 168L87 169L88 171L85 170ZM99 169H101V170H99ZM84 170L87 171L88 173L90 171L91 173L88 174V173L85 172L86 173L85 174V173H83ZM102 170H105V171H103V172H105L104 173L105 175L103 174ZM92 171L93 172L94 171H99L102 174H100L98 172V174H100V175L97 176L98 174L94 172L97 177L96 176L92 177L93 176ZM81 173H83V174H81ZM107 173H109V175ZM84 175H87L88 177H90L89 175H92L89 178L90 181L87 179L88 177L86 178V176L84 177ZM98 177H99V180H98ZM59 178H61V179H59ZM106 179L108 181H106ZM95 181H97V182H95ZM62 183H64V184H62ZM85 183H87V184H85ZM105 183H107V184H105ZM101 184H102V186H101ZM88 185L90 186V188H89ZM52 187H53V189H52ZM65 188L67 189L66 191H72L71 193L72 194L74 193V194L73 195L72 194H69V195L66 194L67 192L64 190ZM81 188H83V189L80 190ZM61 189H63V190H61ZM84 189L87 190V191H85ZM101 189L103 190V192H102ZM59 190L62 191V192H60ZM47 191H48V193H47ZM57 192H58V194H57ZM63 192L66 195H64ZM77 192L81 193V197H80V193H77ZM83 192H84V194H83ZM68 193H70V192H68ZM61 194L63 196H65V197L63 198L62 196H60ZM49 195H51V196L55 195V196L51 197ZM57 195L60 196L61 201L59 200V198H57ZM77 196H79V197H77ZM55 198L58 200V202H60L59 204L56 202L57 200L55 201ZM73 198H74V200H73ZM41 201H42V203H41ZM53 201H55L56 204L53 203ZM68 201H69L70 204L68 203ZM108 203H110V205ZM53 206H56V207H53ZM109 211L106 212L105 214H103V216L101 215L102 216L101 218H104V217L107 218L108 216H109L108 218H111V216L113 214L109 213ZM91 212H93V215H92ZM85 215H87V216H85ZM88 217H90V219L92 218L93 220L91 219V221H90V219H88ZM94 217H96V218H94ZM81 218H85L86 220L85 219H81ZM246 218H247V221H246ZM78 219L80 221H83L84 223L86 221L85 224L83 223L85 227L83 226L82 222H81V224H78V223H80V221L77 223ZM251 219H252V216H246V217L241 219V221H243L241 223H244V222L250 223ZM66 220H68V221L72 220L71 222H69L71 224L66 223L67 222ZM189 220H187V221H189ZM187 221H186V218H185V222H187ZM56 222H57V224H56ZM237 222L234 223V224L239 225V224H237ZM63 223L65 225H63ZM183 223H184V221H183ZM197 223H199V220H198V222H196V221L190 222L189 221V222L186 223V225L183 228H179L178 227L179 229H176V231L173 232V234H169L168 231L170 229V226H169L170 223H167L168 224V227H167V224L165 222H159V223H156L157 227H156V225L154 226L152 224L153 228H149L148 232L151 229V231L149 232V236H150V233H151V236L156 238V239H158V240H160L162 237H164V236H166V234H168L170 236L169 238L171 240L177 241L176 242L177 244L179 243V244L185 245V246H183V248H182V245H180V247H178V251H177V252L180 251L179 253L181 255H182V252H185L184 255L180 256L179 253L176 254L177 256L180 257L181 260L179 259V257H177L176 260H174L175 258L173 259L175 262H173V260L170 259V260H172L171 262L173 264L174 263H178L179 264L180 261L183 260V258H184L183 261L187 262V263L183 262L184 264H191V263L194 264L193 260H195V262H197L198 261L197 259H199V258L201 259V256L205 255L204 252L202 253V251H201L202 249H203V251H204V249H206L205 250L206 254L208 252V254H210V255H211V253H212L213 256L215 255L214 254V250L211 249V248L213 247L212 246L213 243L217 242L216 239L218 237L220 238V236H221V235H218V236L214 235V237L211 236L212 237L211 239L214 240V241H212L210 239L209 234H207L209 239L211 240L212 244H211V242H208L205 245V243L207 241H210V240L207 239L208 237L206 236L207 237L206 238L204 235H202L203 236V238H202V236L200 235L202 233V229L201 228H203V230H205L206 227H211V226H209V224H207V225L204 224L203 226L204 227L206 226L205 228L201 227L200 229L197 228V230H196V227H199L198 226L199 224L197 225ZM48 224H50L51 226L53 225V226L51 227L49 225L50 226V228H49ZM72 224L73 225L75 224V225L73 226ZM162 224H165L166 228H164V226H162ZM233 225L232 226H228L229 228L230 227L231 228L227 229L228 231H226V232H228V234H230L229 231L230 232L232 231L231 234L232 233L233 234L231 235V237H229L230 235H228L227 233L226 234L225 233L222 234V235H226V238H227V240L229 239L228 240L229 242L228 241L225 242L226 238L224 236H221V239H219V241H218V243H221V241L224 239L223 241L225 242V244L228 242V244H229L228 245L229 246L228 250H230V251L232 250V247L234 249H237L238 247L241 246V250H240V248L237 249L239 252H237V250H233L231 252L229 251V253H231L233 256L231 254H229L228 252H226V253L229 256L226 255V253H225V255H226L225 257L226 258H227V256L230 257V258H227L230 261V264H232L233 262L236 263V264H246V263L247 264H251V263L257 264L258 260H260L259 262H262L264 260V256H263L264 255V235H263L264 234V230H262L263 234H261L262 232H260V233L258 232V235L256 234V235L253 236L254 239H252V240L250 239L251 241L250 240L246 241L245 238H244L245 236H242L243 233H240L241 230H242V232H244V230H243V228H244L243 225L244 224H242V226L241 225L238 226V227H240V226L242 227V228L240 227L239 231L236 230L237 226L235 228L234 227L235 225L234 226ZM247 225L248 224H246L244 226H247ZM39 226H41V227L39 228ZM61 226L63 227V230L65 228L66 229L68 228L67 231H66V229L64 231V232H66L67 235L65 233L63 234V230H61L62 229ZM176 226H178V225H176ZM173 227H175V225ZM47 228H49V229H47ZM56 228H58V229L61 228L60 231L62 233H60V231H58V229H56ZM77 228H79V229H77ZM161 228H163V230ZM234 228H235V230H234ZM35 229L37 230V233H36ZM39 229H42V230L44 229L43 232L45 231V236H44V233H43V235L41 234L42 232ZM46 229L48 231H46ZM198 230H200L201 233L198 234V232H200ZM75 231L76 232L78 231L79 233L77 232L78 234L74 235V237H73L71 234H76ZM155 231H157V232H155ZM196 231H198V232L196 233ZM38 232H40V235H39ZM152 232H154V233H152ZM195 233L198 234L199 237ZM31 234L34 235V236H32ZM51 234H52L53 237L57 238L56 242H54V240H55L54 238H53L54 240L52 239ZM61 234H63L66 238L62 237ZM182 234L184 236L188 235V237H185L186 239H184V241L186 240L185 242L182 239V237L184 238V236ZM193 234L195 235V237H198L200 242H199L198 239H197L198 240L197 242L195 240L190 241V239H194V238H191V237H194ZM216 234H219V233H216ZM237 234L238 235L241 234V237L238 236ZM26 235H28V236H26ZM60 235H61V238H60ZM90 235L94 236V237L91 238ZM95 235L98 236V237H96ZM147 235H148V233H147ZM158 235H160V238H159ZM190 235H191V237H190ZM46 236L49 237V239L51 237L50 240H52V241L50 242L49 239H47V238L45 239ZM75 236L77 237V239H75L76 238ZM179 236L181 237V239H180ZM215 236H217V237H215ZM233 236L234 237L236 236V237L234 238ZM255 236L256 237L260 236L261 238L259 237V239H258V238H255ZM13 237H14V239H12ZM68 237L69 238L73 237L74 239L71 238L72 239L71 240ZM87 237H88V240H87ZM204 237L206 238V240H205ZM242 237H243L244 240L241 239ZM40 238H41V240H42V238H43V240L44 239L48 240L49 244H44V246L43 245H37L36 246V241L40 240ZM89 238L91 240L93 239L92 240L93 244L90 243L91 240L89 241ZM105 238L108 241H105L104 240ZM188 238H189V240H188L189 242H187ZM232 238H234V239H232ZM250 238H251V236H250ZM67 239L70 240V241H68ZM83 239H84V241H83ZM109 239H110V241H109ZM246 239H248L247 236H246ZM255 239H258L259 241L258 240L255 241ZM60 240H62V241H60ZM77 240H78V242H77ZM102 240H104V241H102ZM201 240H202V243H201ZM17 241L19 242V244H18ZM74 241L76 242L75 245L73 244ZM88 241H89V243H87ZM204 241H206V242H204ZM243 241H246L247 243H249L250 246H249V244H246V242H245V244H246L245 245ZM83 242H86L87 244L83 243ZM114 242L115 243L117 242V243L115 244ZM242 242H243L244 245L242 244ZM251 242H253V243H251ZM258 242L259 243L261 242L262 244L261 243L259 244ZM33 243L39 249L36 248ZM64 243H68L71 246L68 245V244L64 245ZM79 243H80V246H77V245H79ZM196 243L199 245L198 247H200L202 249L199 248V250H198V248L194 246V245L197 246ZM230 243H232L231 244L232 247H230ZM238 243H239V245H238ZM29 244L31 245V248L29 247L30 246ZM209 244H211V246ZM236 244H237V246H236ZM5 245H8V246H5ZM17 245H20V246H17ZM32 245L34 246L35 249L32 248L33 247ZM52 245H54L55 247L52 246ZM72 245L74 246V248L72 247ZM242 245L244 246L243 248H242ZM9 246H10V248H8ZM15 246L17 248H19V249H17ZM48 246H50V247H48ZM69 246H70V248L72 247V249H70ZM76 246L79 247V248L77 249ZM25 247L27 248V250L29 248V252L28 251L25 252V250H26ZM41 247H42V249H41ZM46 247H48V248H46ZM44 248H46V249H44ZM51 248H52V250H51ZM229 248H231V249H229ZM30 249L31 250L33 249L35 254ZM40 249L42 251H40ZM73 249H75V251ZM188 249L191 250V251L189 250L190 252H192L193 250L195 252L193 251L192 254H191L190 252H187ZM210 249H211V251H210ZM2 250H4V251H2ZM6 250L8 252L9 251L11 252V250H13V251L11 253H8ZM37 250H39V251L37 252ZM67 250L68 251L70 250V251L68 252ZM196 250H198L199 253L198 252L196 253ZM49 251L50 252L53 251V252L50 253ZM64 251H65V253H64ZM6 252H7V254H9V257H10L9 259L6 258L8 256H5ZM235 252H237V255L239 254L240 256H236ZM24 253H26V254L24 255ZM193 253L199 255V257L195 255V258L193 259V256H194ZM10 254H11V256H10ZM14 254H15V256H14ZM29 254H31V255H29ZM208 254L205 255L207 257L204 256V258H209L210 255H208ZM231 256L232 257L236 256L237 259H235V257L232 259ZM190 259L191 260L193 259L192 262H190L191 261ZM230 259H232V260H230ZM261 259H263V260L261 261ZM6 260L8 261V263H7ZM237 260H239V261L237 262ZM199 261L202 262V259L199 260ZM199 261H198V264H199ZM249 261L251 263H249ZM195 264H197V263H195Z\"/></svg>",
    "mask_w": 264,
    "mask_h": 264
}]
</instances>
